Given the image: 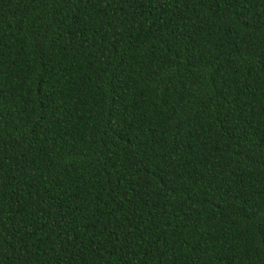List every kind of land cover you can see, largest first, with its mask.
<instances>
[{
  "label": "trees",
  "instance_id": "trees-1",
  "mask_svg": "<svg viewBox=\"0 0 264 264\" xmlns=\"http://www.w3.org/2000/svg\"><path fill=\"white\" fill-rule=\"evenodd\" d=\"M0 264H264V0H0Z\"/></svg>",
  "mask_w": 264,
  "mask_h": 264
}]
</instances>
